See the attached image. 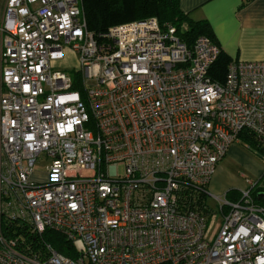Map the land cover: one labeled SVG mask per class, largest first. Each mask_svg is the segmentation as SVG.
Segmentation results:
<instances>
[{
	"label": "built area",
	"instance_id": "2783aa9c",
	"mask_svg": "<svg viewBox=\"0 0 264 264\" xmlns=\"http://www.w3.org/2000/svg\"><path fill=\"white\" fill-rule=\"evenodd\" d=\"M67 51L74 73L59 66ZM221 54L210 37L190 47L157 18L96 34L83 0H7L0 226L50 230L74 254L0 231V264H264V200L253 195L264 174L235 201L212 195L223 220L207 239L219 164L234 144L264 159V61H231L218 83ZM39 162L49 164L41 181Z\"/></svg>",
	"mask_w": 264,
	"mask_h": 264
},
{
	"label": "trees",
	"instance_id": "16d2710c",
	"mask_svg": "<svg viewBox=\"0 0 264 264\" xmlns=\"http://www.w3.org/2000/svg\"><path fill=\"white\" fill-rule=\"evenodd\" d=\"M83 7L88 28L96 34L106 32L115 25L155 17L161 24L175 26L181 40L190 47L200 36H208L214 40L210 24L207 21L192 20L182 10L181 0H83ZM230 63L231 60L222 53L211 68L210 77L218 83H224ZM242 137L244 141L253 144L252 136L245 133ZM236 192L231 191L227 196L236 198L239 195ZM206 198V194L196 196L191 200L190 206L193 208L203 206ZM0 231L11 238H25L34 249L47 242L52 244L59 253L66 256L74 254L63 237L50 230L45 231L43 235L36 234L34 236L29 234V227L22 223L3 222Z\"/></svg>",
	"mask_w": 264,
	"mask_h": 264
},
{
	"label": "crops",
	"instance_id": "0c3cea01",
	"mask_svg": "<svg viewBox=\"0 0 264 264\" xmlns=\"http://www.w3.org/2000/svg\"><path fill=\"white\" fill-rule=\"evenodd\" d=\"M6 1L0 0V18ZM181 8L192 20L207 21L210 24L213 41L229 60L264 61V0H181ZM237 151V148H231L224 160ZM1 159L0 147V162ZM224 160L209 185L213 196L220 197L231 191H239L233 189V184L228 181V184L221 182ZM252 170L257 174L261 172L254 166Z\"/></svg>",
	"mask_w": 264,
	"mask_h": 264
},
{
	"label": "rangeland",
	"instance_id": "374dc122",
	"mask_svg": "<svg viewBox=\"0 0 264 264\" xmlns=\"http://www.w3.org/2000/svg\"><path fill=\"white\" fill-rule=\"evenodd\" d=\"M59 66L60 68H63L65 70L71 69L72 73H74L76 69L79 68L78 56L72 51H67L65 60L61 62ZM233 147L237 148L239 151H237L235 155L228 156V158L224 160V169L220 174L222 180H220L222 184H228V182L233 184V189L239 190L237 192H240L247 188V180H251L255 183L261 180L264 174V171H262L264 167V160L262 155L258 153L254 148L246 147L244 144H234ZM48 165L49 164L46 162H39L35 167L34 178L40 181L45 180L48 173ZM252 166H254L256 170H261L260 174L255 173L252 170ZM122 169L123 168H120L121 171ZM261 193H264V182H260L257 188L253 191V195L256 199ZM228 199L230 201H235V198H231L230 196L228 197ZM207 205L210 209L213 210V212L216 213L212 221H210L209 228L207 231V239L213 241L220 230L223 216L219 211L218 202L212 196V194L207 199Z\"/></svg>",
	"mask_w": 264,
	"mask_h": 264
},
{
	"label": "water",
	"instance_id": "95a60500",
	"mask_svg": "<svg viewBox=\"0 0 264 264\" xmlns=\"http://www.w3.org/2000/svg\"><path fill=\"white\" fill-rule=\"evenodd\" d=\"M258 198L264 200V193L259 194Z\"/></svg>",
	"mask_w": 264,
	"mask_h": 264
}]
</instances>
